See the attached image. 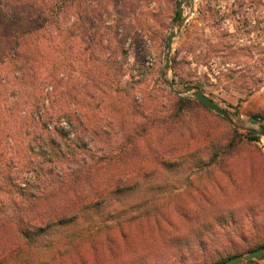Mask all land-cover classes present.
Wrapping results in <instances>:
<instances>
[{
	"label": "trees",
	"instance_id": "trees-1",
	"mask_svg": "<svg viewBox=\"0 0 264 264\" xmlns=\"http://www.w3.org/2000/svg\"><path fill=\"white\" fill-rule=\"evenodd\" d=\"M1 1L0 9L13 6L24 10L30 5L24 3L28 0ZM72 1L78 0H54L46 7L44 16L41 12V18L28 15L12 22L0 20V67L8 70L0 79V88H3L0 91V100L3 99L0 102V132L4 130L9 136L4 147L0 142V191L9 195L12 207L7 220L0 219V223L14 227L21 240L20 248L49 250L56 246L39 258H31L26 251L23 254L27 257L18 264H68L60 259L64 244L54 245L58 238L52 237L55 230L67 225L78 228L72 236L73 245L76 240L92 238L95 241L96 236L103 235L96 244L83 249L84 256H91L83 258L80 255L79 264H166L171 260L186 264L188 259L210 253L214 255L206 264H219L246 250L263 247L264 156L260 160H247L246 167L237 166L234 160L241 149L233 143L235 128L211 132L210 127L215 126H210L190 131L187 136L181 134V143H160L141 153L138 163L123 164L119 170L110 150L101 149L102 156H94L92 147L98 136L97 127L90 125V120L79 113L70 110L57 113L47 105L50 96V101H55L51 93L42 94L40 90L39 95L37 90L28 92L26 89L27 94L20 90L21 93L13 96L14 90H9L13 96L9 99L6 85L19 80L21 75L20 72L11 73L9 68L16 71L19 59L27 60L30 56L32 59L35 53L32 42L36 37L52 29L60 32L65 5ZM176 17H180L179 11ZM127 82L125 86L119 83L115 92L125 89ZM144 91L143 95L151 99V90ZM165 96L171 107L169 113L163 115L149 103L146 106L135 104L133 108L137 107L135 112L141 120L132 121L126 137L142 139L146 124L149 128L153 121L162 122L171 116L177 121L183 118L187 110L184 103H190V99L172 92H166ZM133 98L136 102L135 95ZM25 103H29L27 110L23 109ZM17 111L34 124V127L24 128L26 146L19 147L22 134L14 131L10 119ZM225 130L229 137H225ZM244 137L256 140L259 136L248 132ZM200 138L205 143L195 145ZM11 142L17 144L18 151H9ZM146 160L151 165H146ZM10 165L18 168L9 170ZM160 167H176V173L169 175L174 183L164 186L169 189L170 200L151 194L139 204V209L121 204V195L136 187L130 182L131 175L135 179L145 178L156 174ZM183 185L191 190L173 194ZM251 192L258 195L253 203L229 206L233 198L240 201ZM257 241L262 242L257 244Z\"/></svg>",
	"mask_w": 264,
	"mask_h": 264
},
{
	"label": "rangeland",
	"instance_id": "rangeland-1",
	"mask_svg": "<svg viewBox=\"0 0 264 264\" xmlns=\"http://www.w3.org/2000/svg\"><path fill=\"white\" fill-rule=\"evenodd\" d=\"M53 1L28 0L24 3L30 5L25 6L24 10L5 7L0 9V20L12 22L25 19L28 15H38L39 18L41 12L42 16L46 14V7ZM180 2L182 6L177 9ZM32 4L36 5L33 7ZM71 5L77 6L70 8ZM65 7L60 32L52 29V32L36 37L32 42L35 47L32 59L31 56L27 60L19 59V69L16 71L13 67L9 68L11 73L21 74H18L19 80H12L6 85L9 99L21 93L20 90H25L27 94L26 89L28 92L37 90L38 94L40 90L42 94L51 93L55 101H50V96L47 105L57 113L65 110L79 113L90 120V125L97 127L98 136L92 147L94 156H102L101 149L110 150L119 170L125 164L138 163L141 153L160 143H181V134L187 136L190 131L210 126H215L210 127L211 132L227 127L237 130L232 137V142L240 145L241 149L234 160L237 166L246 167L249 159H263L264 136L257 134L259 137L256 140H248L244 136L248 133V127L264 126V0H78ZM176 11L180 12V17H175ZM182 17L186 20L179 29ZM172 30L179 31L173 38L167 76L175 89L182 90L188 85L197 87L224 108L237 125L229 124L191 95L177 94L190 99V103H184L187 110L180 121L169 116L162 122H150L149 128L146 124V134L142 139L126 137L132 121L141 120L138 112H135L137 107L133 108L135 104L146 106L149 103L162 115L170 111L171 104L165 93L172 91L164 84L161 74L164 71V46ZM6 71V68L0 67V79ZM125 82L127 87L115 92L116 86L119 83L125 86ZM9 90H14L15 95L9 94ZM144 90H151V99L143 95ZM28 104H24V110H27ZM40 114L44 115V112L40 110ZM254 115L259 118H256V124H251L248 118ZM11 118L14 131L22 134L19 147L26 146L24 128L34 127L32 120L26 121L25 114L18 111ZM224 134L229 137L226 130ZM8 138L4 130L0 132L2 147ZM204 143L205 140L200 138L195 145ZM16 145L11 142L9 151H18ZM148 160L146 165H151ZM15 168L9 166V170ZM175 168L160 167L156 174L145 178L135 179L131 175L130 182L136 187L121 195V204L139 209V204L151 194L170 200L172 196L168 195L169 189L164 186L174 183L175 180L171 181L169 175L176 173ZM185 190L191 188L183 185L173 194H182ZM257 196L252 192L247 193L240 201L233 198L229 206L253 203ZM9 200V195L0 191L1 220L6 221L7 215L11 214ZM1 224L0 264H18L27 257L23 254L26 251L31 258H39L56 248H20L21 240L14 227L9 223L7 227ZM77 231L78 228L67 225L53 232V239L58 238L54 245L64 244L60 259L68 264H79L77 260L80 255L83 258L91 256H84L83 249L96 244L103 236H96L95 241L92 238L76 240L73 245L72 236ZM260 242L257 241V244ZM213 255L210 253L188 259L186 264H206ZM173 261L166 264H176ZM242 264H264V256Z\"/></svg>",
	"mask_w": 264,
	"mask_h": 264
},
{
	"label": "water",
	"instance_id": "water-1",
	"mask_svg": "<svg viewBox=\"0 0 264 264\" xmlns=\"http://www.w3.org/2000/svg\"><path fill=\"white\" fill-rule=\"evenodd\" d=\"M181 6H182V3L180 2L177 5V9H180ZM177 12L178 11L175 12V17L177 15ZM185 20H186L185 17L181 18L180 23L178 24L179 29L183 26ZM178 31L172 30L168 33L166 44L164 46V50H165V53H164V71L161 74V78H162L164 84L175 94H189V95H191L197 101H199L203 105H205L207 108L211 109L215 113L222 116L229 124H231L233 126L237 125L235 123V121L233 120V118L230 116V114L224 108H222L219 104H217L212 99H210L208 96H206L197 87H195L193 85H188V86L183 87L182 90H176L175 89L174 83L167 76V71L170 68V55L172 52L173 38L177 35ZM248 122H250L251 124H256L257 119L254 117H249ZM247 130H248V132H250L252 134H260V135L264 136V126L248 127ZM263 256H264V246L257 248V249H254V250H251V251H248V252L243 253V254H238V255L232 256V257L220 262L219 264H242V263L247 262L249 260L259 259Z\"/></svg>",
	"mask_w": 264,
	"mask_h": 264
}]
</instances>
